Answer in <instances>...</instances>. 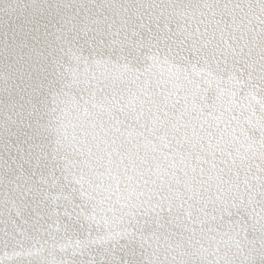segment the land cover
I'll return each instance as SVG.
<instances>
[{
  "label": "snow or ice",
  "instance_id": "snow-or-ice-1",
  "mask_svg": "<svg viewBox=\"0 0 264 264\" xmlns=\"http://www.w3.org/2000/svg\"><path fill=\"white\" fill-rule=\"evenodd\" d=\"M0 264H264V0H0Z\"/></svg>",
  "mask_w": 264,
  "mask_h": 264
}]
</instances>
